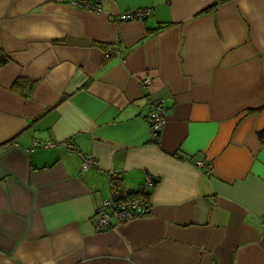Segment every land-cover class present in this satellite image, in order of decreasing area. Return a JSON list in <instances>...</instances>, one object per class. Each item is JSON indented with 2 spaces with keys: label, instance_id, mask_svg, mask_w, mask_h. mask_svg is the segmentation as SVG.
<instances>
[{
  "label": "crops",
  "instance_id": "crops-1",
  "mask_svg": "<svg viewBox=\"0 0 264 264\" xmlns=\"http://www.w3.org/2000/svg\"><path fill=\"white\" fill-rule=\"evenodd\" d=\"M70 1L0 0V264H264V0ZM108 171L155 184L147 213L97 232Z\"/></svg>",
  "mask_w": 264,
  "mask_h": 264
},
{
  "label": "built area",
  "instance_id": "built-area-1",
  "mask_svg": "<svg viewBox=\"0 0 264 264\" xmlns=\"http://www.w3.org/2000/svg\"><path fill=\"white\" fill-rule=\"evenodd\" d=\"M70 4L97 13L101 11V7L98 3L90 2L89 0H71ZM151 12L152 9L150 7H140L135 10L121 12L115 16V19L142 20L149 16ZM114 51H106L104 55L109 57ZM117 55L121 57L122 62H125L120 51H117ZM152 84L153 78L151 76H146L140 80V85L146 89L150 88ZM147 103L149 105V110L146 119L150 125L152 136L155 140H158L166 122V106L163 99L150 95L147 96ZM57 145H63L67 151L80 154L81 169L85 170L91 166H96V160L94 158L82 154L79 149L69 141H32V147L49 148ZM207 169L210 171L211 166H208ZM107 177L109 179V195L102 200L95 210L94 230L97 232L111 226L113 224L112 221L115 225H119L131 220L137 215L147 213L150 208L148 192L155 184V178L147 175L139 189L129 190L122 186L121 180L113 171H108ZM134 191H139V194L132 195Z\"/></svg>",
  "mask_w": 264,
  "mask_h": 264
},
{
  "label": "trees",
  "instance_id": "trees-1",
  "mask_svg": "<svg viewBox=\"0 0 264 264\" xmlns=\"http://www.w3.org/2000/svg\"><path fill=\"white\" fill-rule=\"evenodd\" d=\"M9 58L0 50V67L7 63ZM38 83L37 79H30L25 77H18L11 86V90L23 97H29ZM260 141H264V131L257 132ZM120 179V178H119ZM139 194V191H134L132 195Z\"/></svg>",
  "mask_w": 264,
  "mask_h": 264
}]
</instances>
